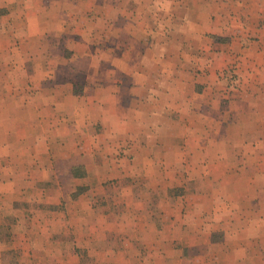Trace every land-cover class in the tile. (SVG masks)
I'll return each mask as SVG.
<instances>
[{"label":"rangeland","instance_id":"374dc122","mask_svg":"<svg viewBox=\"0 0 264 264\" xmlns=\"http://www.w3.org/2000/svg\"><path fill=\"white\" fill-rule=\"evenodd\" d=\"M263 2L233 22L197 0H0V264H68L34 255L35 211L82 195L104 217L145 204L167 243L134 245L138 264H264V44L246 29L264 27ZM130 91L138 122L123 128L113 100L127 108ZM35 108L60 112L43 128ZM53 189L59 202H41Z\"/></svg>","mask_w":264,"mask_h":264},{"label":"crops","instance_id":"0c3cea01","mask_svg":"<svg viewBox=\"0 0 264 264\" xmlns=\"http://www.w3.org/2000/svg\"><path fill=\"white\" fill-rule=\"evenodd\" d=\"M258 1L261 3L263 2V0ZM197 2L203 4L207 2L210 3V15L213 16L214 21H218L219 19L227 17L228 20L234 22L237 18L235 17V14H240L242 16H246V14H249L250 9H248V5H245L246 2L255 3L257 2V0H197ZM222 5L231 8V10H229L228 12V15H225L226 17L222 16L221 13H217V10L221 9ZM234 6L238 8L237 13L232 11V7L234 9ZM121 13L125 14L124 18H130L129 16H132L131 20H134L133 16L135 14L137 16V11L133 13L130 11L126 12V10H123V8L121 10ZM240 15L238 17L239 23ZM256 25L251 27V29H249V27H246V29L250 30L251 32H256L259 37V43L263 42L264 44V27L258 28L256 27ZM230 42L234 47V42ZM245 55L254 56L256 55V53H250V51L247 50L245 52ZM232 56H234V54ZM133 82L134 81H132L131 79V83ZM148 82L149 81L147 79L145 85L148 84ZM130 92H132V94H128L127 96L124 95L122 99L123 105L127 108L119 109L120 104L122 105L120 95H115L113 100V110L115 111V115L112 116L113 123L116 125L119 123L123 128H125L126 125L127 127L129 126L131 118L135 119V123L138 122L137 114H135L137 112H135V109L130 108L134 105L133 100H136L137 97H140L141 93L138 91ZM32 110L30 111L31 114L33 112ZM47 110H50V112L45 115H40L37 113L38 109H34L36 123L37 125L43 126V128L51 127L50 122L43 116L56 117L59 116L60 112L58 108H50ZM108 110L110 109L104 107V110L101 112V114L103 115V113ZM128 116H130V118H128ZM109 121L110 119H107L104 116V122L107 123ZM40 138L44 137L41 135ZM49 143L57 146V139H51ZM45 145V142H42L39 139L37 140L38 147L45 148ZM50 148H52L51 145ZM19 177L21 178L22 175H19ZM23 177H26V175H23ZM43 178L44 175L36 180H43ZM41 190L45 191L47 189ZM60 196L61 194L59 190L53 189L45 193L44 201L40 200L39 196H37V198L45 204H56L59 202ZM83 196L84 195L79 196L75 201H73L75 202L74 204L67 203L65 205V208L59 212L55 210L35 211L37 212L35 213L36 218L34 219V222L36 223L35 227H37L40 232L36 237L39 245H37L36 249H34V255H37L39 258H41L42 253H44L47 256H53L58 260L66 259L68 264H72V260H74V257L72 256L71 245L76 244L82 245L86 248V252L91 256L93 260L91 264H138L136 262L141 258L142 255L141 253L139 254V250H136L134 245L138 244V246H140V250L143 249L144 251H151L152 247L156 246L157 248H159L158 245L167 243L164 241L166 238H164V236L159 237L157 235L158 232L156 228L153 227L152 224L148 223V220L150 219L145 210L144 203L128 204L127 202H125V205L121 206L122 209H119L118 211H123L122 213L120 212L121 214L117 213L110 217L105 216V218L102 215V212L97 211L98 209L92 208V206L88 204V202L83 201ZM41 197L43 199V195ZM125 198L130 200L131 196L127 195L125 196ZM143 199H146V195L143 197ZM79 202H81V205H78ZM124 214L128 216L123 218L122 215ZM127 221H130L131 225L133 226L132 230L130 229L131 227L129 225L126 226V231L130 233V236L128 235V232H126V234L133 240L129 243H127L128 241H130L129 238H123L122 240V237H120V228L122 227V225H126L125 222ZM43 229L49 230V234L47 236H44ZM104 231H112V235H115L114 237L116 238L108 240L107 237L103 236ZM94 232H97V234H95ZM54 233L57 234L55 240H50L49 236ZM147 260L148 261L144 260L145 262L142 264H153L151 258H147ZM160 260L165 261V264H168V257L166 255L162 256ZM189 260L194 261V258L191 257Z\"/></svg>","mask_w":264,"mask_h":264}]
</instances>
